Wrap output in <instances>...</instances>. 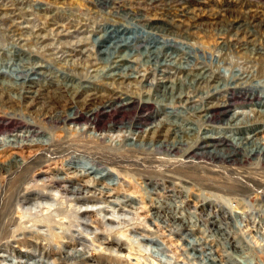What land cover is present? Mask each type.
<instances>
[{"label":"rangeland","instance_id":"1","mask_svg":"<svg viewBox=\"0 0 264 264\" xmlns=\"http://www.w3.org/2000/svg\"><path fill=\"white\" fill-rule=\"evenodd\" d=\"M106 1L109 5L103 0H0V96L9 99L0 102V139L17 133L46 139L43 145L25 141L21 147H0V264H264V30L258 25L264 0ZM183 7L190 12L182 13ZM126 27L154 33L160 47L167 40L164 51L175 58L149 62L144 46L140 52L123 46L112 59L105 52L110 41L95 44L106 30L122 35ZM37 35L44 38L39 41ZM122 55H128L122 64L131 65L127 73L136 78L120 82L123 93L117 95L105 74ZM187 64L192 70L180 68ZM204 71L201 78L189 75ZM11 72H27L29 80H16ZM167 83L194 102L181 106L171 91L163 96ZM68 91L77 92V122L45 119V98L58 115L75 111L57 105L56 96ZM146 92L152 94L148 102L139 97ZM35 93L41 99L27 109L32 101L27 94ZM93 93L131 101L114 115L101 110L102 126L114 119L116 126L135 123L151 134L156 126L169 142L182 137L199 146L225 136L254 137L263 151L237 149L224 160L207 153L213 147L184 156L182 149L116 152L112 146L137 136L125 128L96 131L87 124L88 113L100 103L90 99ZM219 104L227 107L209 109ZM196 105L206 110L192 112ZM206 114L217 116L207 122ZM26 121L36 125L28 127ZM146 135L139 140L149 142ZM227 145L235 148L231 141ZM81 171L89 175L67 187L87 189L76 186L85 181L98 185L80 196L91 200L54 184L49 188L61 204L25 201L55 175L72 178ZM117 176L119 184L101 198L97 189ZM129 196L126 208L110 202ZM81 217L91 223L89 230L79 225Z\"/></svg>","mask_w":264,"mask_h":264},{"label":"bare ground","instance_id":"2","mask_svg":"<svg viewBox=\"0 0 264 264\" xmlns=\"http://www.w3.org/2000/svg\"><path fill=\"white\" fill-rule=\"evenodd\" d=\"M155 1L156 0H152L153 3ZM103 3H104V5H109V2H107L106 0H103ZM181 11L184 14L190 12V10L188 9V7H183L181 9ZM246 19H248V18H246ZM253 19H258V17L256 15H254L253 16ZM260 21H262V22H258V25L263 28L262 30H264V24H263L264 20L262 19ZM122 30H123L122 31V35H119V31L118 32H111V31L106 30L105 35H103L99 39H96L95 40V44H97L99 46V45L103 44L104 41H110V44L106 46L107 47L106 48L107 50L105 51L108 54V57H110V58H112V57L115 58L116 57V54L120 52L121 47H123V46L124 47H128V49H131L130 47H134L135 48V51H138V52H140L141 47L144 46V48H145L144 54H146L147 57L149 58V62L155 61L156 63H160V61H161L162 58H164L166 61H167V59L169 57L170 58H175V56H173V53H167V52L164 51V48L168 44V41L167 40H164L163 41V46L162 47L154 44L155 42H160L157 39V37H156V35L154 33H150V34L146 35V34H144L142 32H137L135 30V28H130V27H126V28H124ZM132 31H133V35L132 36H128L127 34L129 32H132ZM171 33H173V32H171ZM36 37L37 38L39 37V41H41L44 38L43 36H40V35H37ZM113 38H116V41H113L112 40ZM169 39H170V37H169ZM139 40H141V41L139 42V44H137ZM241 40L242 39H240V41ZM141 43H144L145 45H143V44L141 45ZM111 48H113V50ZM110 49L112 50V52H111ZM185 50H187V49H185ZM127 56L125 57V55H122L121 56V59L114 61L116 63V65H114L112 68L109 67L107 73L105 74V78H109V79H111L113 81V84L115 83L116 90L114 92L117 93V95H119V93H123V90H121V87L118 86L120 84V82L121 83H125L126 81H129V79L136 78L133 74H128L127 73V70H129L130 68H132L131 65L130 66H124L122 64L125 60L128 61V57ZM129 56H130V54H129ZM114 58H112V59H114ZM158 67H159V65H158ZM190 67H191L190 64H187L186 66H183V67L181 66L180 68H182L183 70H192L193 67L192 68H190ZM27 72L22 73L21 75H17L15 73L11 72V77L14 78V79H16V80H19V79H22V80H27L28 79L29 80V73H27ZM6 73L8 74V72H6ZM205 74H206L205 71L204 72H200V73H195V72H190L189 73V75L194 76L196 79L197 78L204 77ZM243 75H245V74H243ZM237 78H238V80H240L241 75L239 76L237 74L236 79ZM126 85H127V83H126ZM175 89L176 88H175V86L173 84H171V85L168 86V83H167V85H164L163 86V90H162L163 94L162 95L164 96L166 92H170L171 91V94H173V96H174V95L178 94L175 91ZM76 91L62 92L58 96H56V98L59 99V103L56 102L57 105H58V107H60V105H62V103H64V107L65 106H68L69 109L75 110L74 112H72V111L69 112L68 111L69 113L67 112L63 116L62 115H58L56 113V109H54V107H52L48 102H46V98H45V100L43 101L42 106H41L42 107V113H41V115L42 116H45V119H47V120H49L51 122H54V123H56V122H62V121L64 123H68V121H71L72 123L73 122L76 123L77 122L76 119L78 118L77 112H76V109L78 107V106H76L77 105L76 103L78 102V101H76V99H77V92ZM3 93H4V91H3ZM28 93L30 94L32 92L30 90H28ZM151 95H152L151 93H147V94H145V96H143L144 98L141 97L140 95H139V97L141 98V100H143L145 102H148V101L151 100ZM166 95H167V93H166ZM27 96L32 99V101L30 102V104L27 106V109H29L30 107H33L35 105V102L38 100V97L41 99V97L39 96L38 93H35L34 96H30V95L27 94ZM115 96L116 95H114V94H112L110 96V95H103V94H97V93H93V94L89 95V97H90L91 100L100 99V100L95 101V104L98 103V102H100V103L97 104V105L94 104L95 106L88 113V116H87L86 121H87V124H91V126L94 125L96 131L97 130H104V131H106V130H112V129H115V128H118V129L119 128L120 129L125 128V129H128V131L131 132L130 134H134V135L137 136L136 139H133V138L130 139L129 136L128 137H124V139H125L124 141H126V144L120 143V144H118V146H112V144L107 143L105 141V144H110L113 148H115L116 152L119 149H123V150L126 149L127 151L135 150V151H140L142 153H149L150 151H154V150L155 151L156 150L157 151H161V150L164 151L165 150L167 153H169V152H173L175 149H178V150H181L182 149L183 150L182 151V156H184V155H189L191 152H194V150L196 148L207 149V148L213 147L214 150L211 149L212 151H207V153L211 154V156H213V157L214 156L215 157H219V158H221V159L224 160V159H227V157L230 156L231 154L238 152L237 149L238 150H241V151L245 150L246 153L249 152V153H252V154L255 153V152L258 153L259 150L263 151V148L261 147L260 142H258L257 139H255L256 140L255 141L253 139L254 137L228 138V137L225 136V137H223V139L216 140V142H199V143H207V144H204L203 146H199L201 144H198V145L191 144V145H189V143H187L185 139H183L182 137H179V136H177V137H179V139H176V141L169 142L167 140V138H166V137H168V134L167 135L161 134V131H159L158 129H156V126H154L153 129L151 128L152 130H154L152 134L150 133L151 131L150 132H147V130L142 129V127L136 126L135 123L134 124L130 123V124H126V125H124V124L122 125L121 124V126L120 125H117L116 126L114 124L115 120L114 119H111V118H110L111 119V122H110L109 125L102 126L100 124V121L98 120L99 119L98 118V113L101 110L104 109L105 112L108 113V115L113 112L112 115H114L117 112V110L124 109L131 102L130 101L128 103H121L120 101H118V97L119 96L118 97H115ZM176 98H177V102L178 103H181V106H184L186 104H189V103L194 102V100H193L194 97L190 96L189 94H185L182 91L178 94V97H176ZM56 101H57V99H56ZM0 102L3 103V104H7L9 102V99H7V98H5V97H3L1 95L0 96ZM260 104H262V107H264V102H261ZM221 106L227 107V104H222V105L219 104V105L211 106V107H209V109H211V110L213 109L214 110L216 107H221ZM10 107H11V105H10ZM61 107H63V106H61ZM189 109L192 112H195V113H203L206 110V108H203V106L197 107V105L196 106H193L192 108H189ZM172 113H176V111L173 109V112ZM260 114L261 115H264V110L263 111H260ZM213 116H217V115H214V114H211V115L206 114L204 116V120L207 121V122H210V121H212V117ZM246 124H248V123H246ZM34 125H36V124L33 121H26V126H28V127H34ZM169 125L172 126V124H169ZM191 130H194V129H191ZM16 131H18V130H16ZM186 131H188V130H186ZM144 133H147L146 137H149V138L151 137L150 138L151 140L149 142H147V143H145L147 139L139 140V138H141L142 137V134H144ZM185 133H187V132H185ZM188 134H190L189 131H188ZM14 136H15L14 139H12V138L11 139H8V138L7 139H0V147L3 148L2 150H8V149L16 148V147H21L23 145H26L25 141H31L32 142L31 144H33V145H43V144H45L44 142L46 140V139L44 140V139H41V138L40 139H36L35 134H30V135L28 134L26 136H22L19 133H17ZM155 137H157V138H163V139L159 140L157 143H154L153 140H154ZM76 139L79 140L78 138H76ZM89 139H90V137H89ZM102 140H103V138H99V141H102ZM228 141H231L233 143V146H235V148H232L231 149L229 146H231L232 144L231 145H227V142ZM248 144L249 145L250 144H252V145L255 144V146L253 147V149H251L249 147H246V146H248ZM28 145H30V144H28ZM17 163L19 164V162H17ZM11 165H12V163H11ZM73 168H74L73 165H71V168H69L67 170L71 171ZM86 175H89V174L86 173V172H83V171H81L79 174L73 175L72 178L68 177L69 175L67 177L55 175L51 180H49V182L45 181L43 184L40 185V187H37L36 186L38 192H36L34 195L31 196L33 198H29L28 197L30 195L29 194L24 199L27 202V204H31L33 201H37V200H40V201L42 200L43 201V200H47V199H50L51 201H53L55 203L61 204V199H59V196H57V195H55V194L52 193V191H51L52 189L50 190L49 186H53L54 184H59V185L60 184H65V185H63L64 186V189L63 190L64 191H67V192L68 191L72 192L73 193V196H75V198H82V200H91L88 197H85V196L80 197V196L83 193H86L85 190H88L89 187H91V186H98V185H93L94 183L93 184L92 183L90 184L89 181H87L89 183H86V181H85V183L84 182L83 183H79L76 186H88V187H86L87 189H83L82 187H75L73 190H70L67 187L69 182H74V181L77 182L78 180H81L82 177H84ZM107 175H109V173ZM103 176H106V175H102V177ZM120 178H121V176H117V179L114 180L113 182L105 185L104 187H101V188L99 187V189H97V191L100 194L101 198L105 197L109 192L111 193L114 190L113 189V186H116L117 184H119V179ZM92 180H94V179H92ZM99 182H100V180H97L96 183L98 184ZM111 196H113V195H111ZM130 200H132V197H130V196L128 198H124V199H120L119 197H117L116 199H114L113 201H110V202L111 203L113 202L114 204H117V205H121L122 208H126V206H128V203H129ZM20 203H22V202H20ZM44 207H45V205H44ZM51 207H52V204H48L47 205L48 210ZM24 217H26V216H24ZM124 218L126 219V217H124ZM104 219L106 220V218H104ZM111 220L112 219H109V221H106V222H109V224H112L110 222ZM79 225H81L83 227V229L85 228V229L89 230L90 229V226H91V223L89 221H87V219L82 218V220H80V224ZM184 232L185 231H183V233ZM68 259H69V257H68Z\"/></svg>","mask_w":264,"mask_h":264}]
</instances>
